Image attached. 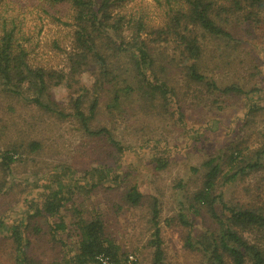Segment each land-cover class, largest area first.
Instances as JSON below:
<instances>
[{"label": "trees", "instance_id": "1", "mask_svg": "<svg viewBox=\"0 0 264 264\" xmlns=\"http://www.w3.org/2000/svg\"><path fill=\"white\" fill-rule=\"evenodd\" d=\"M134 1L0 0V97L31 105L40 118L44 114L56 120L70 118L88 136L103 140L100 145L108 146L114 160L85 169L83 183L63 166L60 172L44 175L45 183L36 178L28 185L30 192L42 188L41 201L31 202L34 211L25 212L26 224L0 217V231L7 232L15 245V264H138L108 236L102 214L86 216L85 209L73 206L70 223L62 214L68 204H75L76 196L108 183L120 189L131 173L120 171L128 147L115 138L111 127L96 125L98 118L119 116L129 121L138 113L150 125L144 146L160 147L162 153L152 161L164 168V129L185 124L197 106L213 111L231 96L244 100L246 123L262 110L253 95L262 88L257 80L251 81L260 73L259 63L250 58L240 67L243 59L237 58V51L248 43L240 33L264 27V0H154L161 19L157 24L150 23L147 9ZM47 25L58 34L40 41ZM42 47L49 48L47 59ZM170 47V52L164 50ZM250 51L249 55L254 53ZM57 57L64 65L52 63ZM229 69L238 70L240 80L217 77L216 72ZM57 88L63 89L64 98H57L53 92ZM157 118L164 119L158 120L159 132ZM42 149L36 138L1 145L0 132V189L16 163L24 160L25 150ZM203 167L201 186L187 196V206L178 214L180 224L189 228L184 246L201 254L199 264H264V205H230L224 199L225 187L264 169V147L245 152L240 143H232L222 154L205 159ZM144 196L138 182L123 191V199L133 207L141 205ZM188 212L206 220L200 237L193 236L195 217L187 218ZM150 215L149 264H171L163 247L157 197ZM70 224L75 244L69 242ZM30 225L32 235L27 233ZM35 237L48 243V252L43 253L47 261L33 253Z\"/></svg>", "mask_w": 264, "mask_h": 264}, {"label": "rangeland", "instance_id": "2", "mask_svg": "<svg viewBox=\"0 0 264 264\" xmlns=\"http://www.w3.org/2000/svg\"><path fill=\"white\" fill-rule=\"evenodd\" d=\"M137 3L147 9L150 23H161L154 0H135L133 5ZM55 32L54 27L45 26L39 36L40 41L52 37ZM240 35L248 43L237 51V58L243 59L239 60L242 64L239 66L245 67L246 64L243 62H248L250 58L259 63L260 73L251 81L257 80L262 88L259 94H253L262 110L246 123L247 106L243 103L244 100L240 101L231 96L227 98V104L225 103L221 109L214 107L213 111L206 106H197V110L191 113L185 124L175 126L170 124L167 129H164L167 137V151L163 155L167 165L164 168H157V163L152 161L155 155L162 153L160 147L150 149L144 146L150 125L141 121L138 113L129 116V121L119 116L110 120L103 115L95 124L111 127L115 138L128 147L122 157L123 168L120 171L131 170V173L120 189H114L108 183V186H100L90 193L76 196L75 204H68L69 209L62 210L66 222L72 221L73 206L85 209L86 216L96 212L102 214L108 236L114 239L122 250L130 254L131 260H136L138 264H149L147 242L153 233L150 204L153 197H157L160 205L161 236L167 261L171 264H199L202 259L201 254L183 244L189 228L180 224L178 214L187 206V196L192 195L201 186L205 171L203 162L210 155L222 154L232 143H240L245 152L264 147V27L259 25ZM48 49L42 47V50L46 51L43 52L46 59L51 54L48 53ZM164 50L170 52L171 47ZM250 50L254 52L250 53L251 55L247 53ZM52 63L55 66L64 65L61 57L53 59ZM235 71L238 70L229 69L226 72L218 71L216 74L219 73L217 77L223 80L238 81L240 76L235 74ZM239 71L241 72L240 69ZM221 78L219 79L222 80ZM177 79L181 85L184 84L179 76ZM53 92L59 95L57 97L59 99L65 97L61 88L53 89ZM194 102H192L193 106ZM39 114L40 112L34 107L23 105L15 98L0 97L1 145L18 139L31 138L39 139L43 143V149L38 153L24 151V160L16 163L5 186L0 189V217L7 222L10 220L26 224L25 212H33L34 204L31 202L40 200L38 190L42 187L33 189L31 192L28 187L36 178L41 179L40 183L43 184L45 183L44 175L49 172H60L64 166L73 173L71 177L75 181L83 183L82 179L86 177L85 169H91L102 162L114 161L108 146L100 145L104 141L88 136L77 122L70 118L56 120L48 117L47 114L40 118ZM158 120L164 121V119L157 118L154 122L159 128L157 132L161 129V121ZM166 123L165 121V126ZM191 167H195L196 170H192ZM36 171L40 172L35 177ZM2 173L0 170L1 179ZM180 181L181 186L178 185ZM134 182L139 183L145 195L142 204L135 207L129 206L123 199V191L128 184ZM224 199L230 205L235 203H243L247 206L264 205V169L241 177L225 187ZM201 215L206 216V213L203 212ZM194 217L193 236L196 238L206 231L207 223L206 220L202 222L201 216L187 213V218ZM69 229L72 234L69 242L75 244L77 236L74 225L70 224ZM27 233L32 235V225L28 227ZM37 237L32 242V251L37 257H44L43 260L47 261L43 253L48 252V243L43 238ZM14 247L7 232L0 231V264H15Z\"/></svg>", "mask_w": 264, "mask_h": 264}]
</instances>
